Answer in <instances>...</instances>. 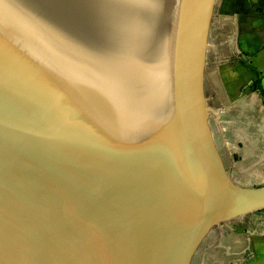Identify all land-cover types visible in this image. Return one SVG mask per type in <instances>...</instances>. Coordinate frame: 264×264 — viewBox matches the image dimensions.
I'll list each match as a JSON object with an SVG mask.
<instances>
[{"label": "water", "instance_id": "1", "mask_svg": "<svg viewBox=\"0 0 264 264\" xmlns=\"http://www.w3.org/2000/svg\"><path fill=\"white\" fill-rule=\"evenodd\" d=\"M216 2L0 0V264L249 253L228 226L264 187L228 173L202 95Z\"/></svg>", "mask_w": 264, "mask_h": 264}, {"label": "crops", "instance_id": "2", "mask_svg": "<svg viewBox=\"0 0 264 264\" xmlns=\"http://www.w3.org/2000/svg\"><path fill=\"white\" fill-rule=\"evenodd\" d=\"M216 17L219 22L215 26V31L217 30L215 40L222 34L219 31L224 26H230L232 35L228 37L227 43L232 44V52H240L247 57L250 70L255 73L250 88L242 94H239L238 90L235 91L237 84L234 85V89L228 88L226 91L224 83H221L225 89L223 92L225 108L230 111L228 113L234 119V127L237 125L239 127L235 133L238 140L232 139L234 142H231L232 146L229 147L228 144L224 149L217 143L218 155L224 165L230 164L235 177L240 181L262 182L264 181V0H219ZM238 88H243V84L238 85ZM245 119H247V129L240 132L238 130L244 128L240 126V121L245 122ZM248 237L251 238V248L246 256L222 259L219 255L220 251L216 250V257H211L210 264H264V210L249 215L242 224L228 226L226 240L232 251L244 250L248 245L246 239Z\"/></svg>", "mask_w": 264, "mask_h": 264}, {"label": "rangeland", "instance_id": "3", "mask_svg": "<svg viewBox=\"0 0 264 264\" xmlns=\"http://www.w3.org/2000/svg\"><path fill=\"white\" fill-rule=\"evenodd\" d=\"M217 7L218 2H216V5L211 7V12L209 14V26L207 27L208 52L203 74L204 84L202 95L205 99L207 108L211 112V117L209 118L210 120L208 122L210 138L214 141V143L217 142L220 146H222V148L226 149L228 144L229 147L232 146V139L236 138L238 140V136H235V133L237 132V128L239 126L237 125V127H234V119L228 113L230 111L225 108L226 105L224 104H226V101H224L223 99V96L225 95V93L223 92L225 89L222 87L221 83H224L226 91L228 90V88L234 89V85L237 84V88L235 89V91L238 90V93L242 94L246 89L250 88V83L255 79V73L250 70L249 60L247 59V57L240 52H232V44L227 43L228 37L232 35L230 26H224L222 30L219 31V33L222 34L218 37L217 40H215V33L217 31H215V26L219 22L216 17ZM242 84L243 88L246 87L245 89L238 88V85ZM242 122L245 125H243ZM240 126L244 128H241V130L238 131H246L247 119H245V122L240 121ZM227 140H229V143H227ZM225 166L228 173L230 174L231 170H233L232 168H230V164H225ZM262 182L257 181L255 183H250L253 184V188H261L264 187V184ZM211 230L213 231L209 233V236L212 239L210 245H213L215 243L217 233L214 232V229ZM198 243L199 240L196 241V245L191 251V259L189 261V264H210L211 257L206 259V255L216 256V250L210 248V250L208 249V251L207 242H204V245L202 243L198 245Z\"/></svg>", "mask_w": 264, "mask_h": 264}]
</instances>
